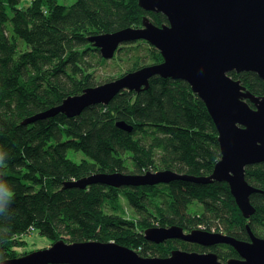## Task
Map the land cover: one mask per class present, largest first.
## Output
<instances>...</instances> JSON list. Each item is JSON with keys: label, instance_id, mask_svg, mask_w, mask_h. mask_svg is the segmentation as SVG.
Listing matches in <instances>:
<instances>
[{"label": "trees", "instance_id": "trees-1", "mask_svg": "<svg viewBox=\"0 0 264 264\" xmlns=\"http://www.w3.org/2000/svg\"><path fill=\"white\" fill-rule=\"evenodd\" d=\"M137 1L75 0L64 5L57 0H0V152L6 153L0 182L13 193L8 213L0 215V261L26 254L14 248L24 247L23 235L34 231L50 244L59 239L114 241L141 257H166L180 248L210 251L221 261L238 254L227 244L205 247L180 238L154 243L143 232L176 225L184 232L215 229L248 240L247 224L264 238V162L245 167L246 181L257 189L250 195L255 212L248 219L227 183L220 181L62 187L64 181L96 172L209 175L221 158L217 130L204 102L183 80L154 75L148 88L121 90L108 104L89 106L79 115L57 113L22 123L87 87L162 61L147 41L124 42L115 57L130 45L148 51V62L137 57L116 77H94L105 59L88 37L141 27L143 16L157 26L167 24L163 13L145 11ZM228 75L253 95H264V81L256 73ZM117 122L132 129L126 131ZM78 152L83 155L76 160ZM126 205L133 211L130 217Z\"/></svg>", "mask_w": 264, "mask_h": 264}, {"label": "water", "instance_id": "water-1", "mask_svg": "<svg viewBox=\"0 0 264 264\" xmlns=\"http://www.w3.org/2000/svg\"><path fill=\"white\" fill-rule=\"evenodd\" d=\"M137 3L145 11L163 13L167 24L157 26L143 16L141 27L93 35L88 40L104 59L112 58L124 42L144 40L160 52L162 61L87 87L78 95L66 97L60 105L25 118L22 123L57 113L67 117L79 115L89 106L108 104L121 90L140 92L148 88L149 79L154 75L183 80L204 102L217 130L221 158L209 175L196 177L170 170L144 174L96 172L64 181L62 187L220 181L227 183L242 216L248 219L255 212L250 195L257 189L246 181L245 167L264 162V95H253L228 73L250 71L264 81V0H138ZM116 125L126 131L132 129L124 122ZM245 227L248 240L203 229L184 232L176 225L150 227L143 232L145 239L154 243L180 238L202 246L230 245L238 257L225 262L210 251L176 248L166 257H141L114 241L59 239L49 247L4 259L0 264H264V238L256 237L247 224Z\"/></svg>", "mask_w": 264, "mask_h": 264}, {"label": "rangeland", "instance_id": "rangeland-1", "mask_svg": "<svg viewBox=\"0 0 264 264\" xmlns=\"http://www.w3.org/2000/svg\"><path fill=\"white\" fill-rule=\"evenodd\" d=\"M74 1L75 0H57V2L59 4H64V5H70ZM22 4H24V3H22ZM138 41H143V42L147 43L144 40H138ZM140 43H142V42H140ZM145 43H142V44H145ZM133 45H137V43H134ZM145 46H146V44H145ZM116 51H117V49H116ZM149 55H150L149 52L146 50H140V49H136V47H134V46H130V45L125 46L124 45L123 48H120V50L117 54V57H115V55H114L115 59L113 57L111 59H105V62H103L101 65H98L95 68L94 77L97 81H103V80L107 79L108 77H110V76L113 77L115 75H118L122 71H125L126 68L131 67L137 57H138V59H141V61H143L145 63L148 62ZM250 106H252V105L250 104ZM69 155H71L73 157V152L70 151ZM82 155L83 154L81 152L76 153V156H75V158H77L76 160H79L80 158H82ZM193 204L195 207L198 205L196 202H194ZM126 211H127L128 217L133 215L132 209L127 207V205H126ZM137 216L140 217L141 214L137 213L136 217ZM213 228H215V227L212 226V229ZM214 230H211V231H214ZM215 231H217V230H215ZM218 231L222 232V230H218ZM23 237L26 241V245L24 247L14 248L15 251H17L18 253H23V252L28 253V251L31 252V251H34L37 249L49 247L51 245L50 241L48 239H46L44 236L40 235L37 231L29 232V233L23 235ZM170 239H174V238H170ZM223 262H225V260Z\"/></svg>", "mask_w": 264, "mask_h": 264}, {"label": "clouds", "instance_id": "clouds-1", "mask_svg": "<svg viewBox=\"0 0 264 264\" xmlns=\"http://www.w3.org/2000/svg\"><path fill=\"white\" fill-rule=\"evenodd\" d=\"M6 153L0 152V166H3ZM13 193L8 189L4 182H0V215L8 213L9 205L12 201Z\"/></svg>", "mask_w": 264, "mask_h": 264}, {"label": "flooded vegetation", "instance_id": "flooded-vegetation-1", "mask_svg": "<svg viewBox=\"0 0 264 264\" xmlns=\"http://www.w3.org/2000/svg\"><path fill=\"white\" fill-rule=\"evenodd\" d=\"M213 246V245H212ZM205 247H210V246H205ZM223 262V261H222Z\"/></svg>", "mask_w": 264, "mask_h": 264}, {"label": "bare ground", "instance_id": "bare-ground-1", "mask_svg": "<svg viewBox=\"0 0 264 264\" xmlns=\"http://www.w3.org/2000/svg\"><path fill=\"white\" fill-rule=\"evenodd\" d=\"M118 47H119V46H118ZM118 47H117V48H118ZM219 260H220V259H219ZM220 261H221V260H220Z\"/></svg>", "mask_w": 264, "mask_h": 264}]
</instances>
